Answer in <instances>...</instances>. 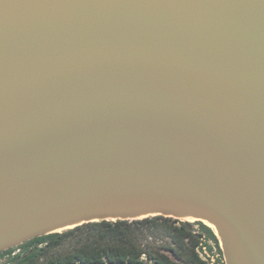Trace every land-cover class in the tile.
Segmentation results:
<instances>
[{
    "label": "water",
    "instance_id": "water-1",
    "mask_svg": "<svg viewBox=\"0 0 264 264\" xmlns=\"http://www.w3.org/2000/svg\"><path fill=\"white\" fill-rule=\"evenodd\" d=\"M154 214L264 264V0H0V251Z\"/></svg>",
    "mask_w": 264,
    "mask_h": 264
},
{
    "label": "trees",
    "instance_id": "trees-1",
    "mask_svg": "<svg viewBox=\"0 0 264 264\" xmlns=\"http://www.w3.org/2000/svg\"><path fill=\"white\" fill-rule=\"evenodd\" d=\"M202 245L210 255L200 254ZM15 248L21 250L12 255ZM215 248L220 257L212 261ZM211 263L226 264L215 229L201 220L163 214L83 222L0 251V264Z\"/></svg>",
    "mask_w": 264,
    "mask_h": 264
},
{
    "label": "built area",
    "instance_id": "built-area-1",
    "mask_svg": "<svg viewBox=\"0 0 264 264\" xmlns=\"http://www.w3.org/2000/svg\"><path fill=\"white\" fill-rule=\"evenodd\" d=\"M20 248H15V250H13L12 251V255H15L16 253H18V252H20ZM199 252H200V254L203 256V257H205V256H207V255H210L209 253H208V249H207V246L206 245H202L201 246V248H199ZM216 252H217V254H216ZM215 254L216 255H220V253L218 252V250L215 248L214 249V254H212V261H214V256H215ZM211 264H213V263H211Z\"/></svg>",
    "mask_w": 264,
    "mask_h": 264
},
{
    "label": "bare ground",
    "instance_id": "bare-ground-1",
    "mask_svg": "<svg viewBox=\"0 0 264 264\" xmlns=\"http://www.w3.org/2000/svg\"><path fill=\"white\" fill-rule=\"evenodd\" d=\"M186 219H189V220H196V218L194 217H186ZM208 225H210L211 227H213L215 229V231L218 233V230L216 228V226L214 224H212L210 221L208 220H204ZM68 227H72V226H68ZM64 229V228H62ZM61 230V229H60Z\"/></svg>",
    "mask_w": 264,
    "mask_h": 264
},
{
    "label": "rangeland",
    "instance_id": "rangeland-1",
    "mask_svg": "<svg viewBox=\"0 0 264 264\" xmlns=\"http://www.w3.org/2000/svg\"><path fill=\"white\" fill-rule=\"evenodd\" d=\"M180 219H186V218H180ZM187 220H189V219H187ZM190 221H194V220H190ZM63 229H61V230H59V231H62ZM220 244H221V242H220ZM216 254H217V252H216ZM215 254V256H214V258H218V257H220V255L218 256V255H216ZM224 256V255H223ZM225 259V258H224ZM1 261H3V259L1 260Z\"/></svg>",
    "mask_w": 264,
    "mask_h": 264
}]
</instances>
